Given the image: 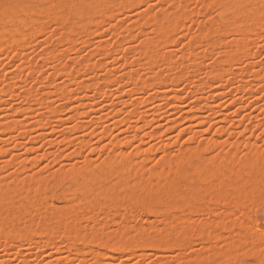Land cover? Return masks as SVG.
I'll return each mask as SVG.
<instances>
[{"label": "rangeland", "instance_id": "rangeland-1", "mask_svg": "<svg viewBox=\"0 0 264 264\" xmlns=\"http://www.w3.org/2000/svg\"><path fill=\"white\" fill-rule=\"evenodd\" d=\"M22 1L29 2L30 0H22ZM190 1H189L190 4L187 3L189 5V7L187 6L186 8L187 15L189 14V12L195 11L194 14L190 13L189 15L192 14V16L189 17L188 15V17L185 19L182 17L180 21V26L182 25L184 26L183 27L179 26L177 27L178 30L176 29L174 31L175 33L173 34L174 36L173 39L174 41H176L175 43L174 42L172 43L173 40L170 41V43L167 42L166 40L160 41L161 42V46H159L160 49L157 47L158 49L157 53L159 52L158 55L160 56L158 55L157 56L160 59H162V61L158 58V61L156 60V65L154 67H156L157 65L158 66L156 68L153 67L156 70L154 71L151 70L150 72H147L150 69L145 65L146 63L144 62L146 60V56L142 55L144 53L138 50L141 49L142 47L143 44L142 40L144 39L143 36L147 37L146 35L148 33H149L148 36L150 35L152 36V31H151L152 22H150V20H147V22L145 23L143 22L145 19L143 21L141 20L144 16H146L145 14L147 11H149V13L151 11L150 14L147 13L150 19L151 18L153 19L154 16L160 17L161 14H163V12L169 13L168 12L169 10L170 12L171 10H175L174 7L175 3L178 4L183 3V0H134L128 6H124L123 4H121V7L124 6L123 8L119 7L120 4H116L115 5L116 9L118 6V9L120 10L119 11H117L118 9L116 10L117 12L114 13L116 14L115 16L113 15L114 17H110L109 15V17H107L108 19L105 18V20L103 21L100 20L98 21V23L94 20L95 18L93 19V21H95L96 23L91 21L94 23V25L90 23V25L92 26H89V29H94L96 32L94 31V34L91 33L92 35L86 34L90 38L89 39L87 38V36H85L87 41L89 39V44H86V41H84L85 40L84 37L80 36L81 38H78L77 37L78 35L73 34L71 37L74 38L75 42L73 41L74 43L73 42H72L73 44L71 43L72 45L71 49L67 48L70 46V44L69 46L66 43L59 44V42L61 43L60 38L62 36L61 33L63 32L61 23L58 24V21L55 19V17L52 16L51 13H48V11L47 12L44 11L45 13L41 12L40 14L37 13L39 19H41V20L38 19L40 21L39 28L43 30L40 31L37 25L34 29H38L39 32L33 33L35 31L33 29L34 30L33 32L29 31L30 34L29 33L27 34L26 32L25 34L24 33L21 34V36H23V39L24 38L26 39L24 40L26 41V45L29 43L27 45L28 47L27 46L26 48L24 47L25 50L22 49L23 51L21 50L20 51L21 53H19V50H17L18 49L17 46H15L16 48H14L13 46H7L5 47V49L4 47H2L0 50V88L3 87V89H5L4 91L5 93H0V123L1 122L5 123V120L6 118L8 119V117L10 119L15 117L14 121H16L15 124L16 127H18L20 124H22L23 126V129H21L22 128L21 125L18 127V128L21 127L20 128L21 132H20L18 131L19 129L15 131L16 128L14 125V130L10 132V135L8 133L7 137H5L6 135L4 136L5 139H2V141L0 140V147L5 149L2 151L3 156H0V164L2 163L5 164L6 163L5 161H8L10 159L13 160V158H16L17 160L19 159L20 161L25 159L24 161L26 162H23V164L26 163L25 164L26 168L17 169L20 170L19 171L20 173L18 175L19 178L28 179L32 175H39V176L41 175L44 177L48 176L50 181V178H52V176L55 174L56 171L60 169L67 170L70 169L72 166H84L83 164L84 161H86L85 159L89 157H91L93 161L95 160L94 162L97 164V162L98 163L101 162L110 154L126 153V155L128 154L129 156H131L137 154V152L141 150L151 151L148 157L149 160L145 163L144 166H142L145 170L144 176H146L148 175L149 171L151 173V170L160 168L157 167L156 163L162 160L163 158H166L169 155L172 156L173 154L177 155L180 153L179 151L184 150V148L187 146L198 147L203 143H205L206 145V142L208 143L209 141L212 140L220 142L219 145H222L223 147L219 148L220 146H218L215 149L211 148V150L210 148H205L203 151V155L205 154L210 157L213 155L215 156L216 154H218V152H225L232 150V146L234 144L236 146L237 143H240L239 147L237 146L238 150L236 152L238 153L240 158H242L243 154L245 155L249 149L247 147L248 145L247 146L245 145L246 143L253 145V147L256 146V149H259L261 152H263L264 137H262L261 134L264 133V85H263L264 74L263 75L261 74L262 79L260 75L259 77L260 79L255 80L256 78L253 77L252 70H254V67L256 68L255 70H258L257 68L260 69L261 66L262 69L264 68V56L261 55V52L264 51V49L261 48V45L264 44V23L255 30L247 31L246 28L242 27V25L237 24L241 21V19L239 21L236 20L232 21L233 20V17L231 18L232 15L230 16L227 15L224 17V19L226 18V21L228 20V17H230L229 22L232 21L234 22V24L237 22L236 23L237 25L235 24V26H238L239 29L241 28V32L240 30L239 33L237 32L238 30L234 32L235 28L231 27L234 26V24L229 23L230 25H228L227 22H223L225 21L224 19H221L223 18L220 15L221 14L220 9L221 6L223 5L222 2H220L219 0H210V1L205 0L207 2H210L208 6L207 2H206L207 5L201 3L200 1L202 0H190ZM244 1L245 0H243L242 5L243 8L245 9L247 8L252 9L254 7L257 8L258 6H260L262 2L260 0H246L245 2ZM218 2L220 4L217 5ZM115 6L111 7L114 10L110 8L111 9L110 12H112V14L113 11L115 12ZM188 8L193 11H190ZM31 16L37 17L36 14L32 15V13H30V17ZM53 17L55 20L53 19ZM213 19H215V21ZM220 19L222 20V22ZM42 20L44 21L43 24H41ZM211 20H213L212 24L215 23L217 24V22L219 23L221 29L217 27L218 28L217 30H219L218 32L222 31V29L223 32H227V34L225 33L224 38L227 39L226 42L228 41V44H231L235 40H241L240 38L242 37L244 40L248 39L247 40L248 44L251 45H249L246 48V50H244V52L242 51L238 54L236 53L237 51L235 47H233L234 49L232 50L236 52L230 50L231 51L230 54L225 53L226 47L228 45L225 42H223L221 45L220 42L217 43L216 41V45H214L215 44L214 41L213 47L207 46L206 48L202 44L197 45L196 42H193L191 40V38L193 37L192 39H194L196 35L200 34L199 30L201 29V27L203 28L204 31V27L206 28L207 25H210L208 21L210 22ZM245 22L246 21L242 19L240 23L245 24ZM222 23H224V25H222ZM114 25L115 26L120 25L122 30H120L119 27V32L113 31L112 27H114ZM224 26L226 27L224 28ZM125 29H129V30L131 29V31H133L132 34L133 38L131 39L128 38V40L125 38L124 35L125 33L123 32L125 31ZM200 31L202 32V30ZM190 41L192 42L193 45L191 43L189 45ZM100 42L101 44L103 43L102 45L103 48L101 47L100 51L98 52L99 50L98 47L100 46ZM65 44L66 46H64ZM157 44L159 45L160 43L157 42ZM194 44L196 45L194 46ZM185 45L187 46L184 53L187 52L185 56L187 57L189 56L187 58L189 60L186 59L184 54L180 55L182 51H184L183 48H185ZM139 46L141 47L139 48ZM188 46L190 49L187 48ZM9 47L12 50H8ZM118 47H120L121 49H119L120 52L118 50L117 53L115 48L118 49ZM223 47L225 48V50ZM13 48L16 50H14ZM65 48L69 50L67 51V53L68 52L69 53L65 57L66 59L65 62L68 63V66L71 69L73 68L72 67L73 63L74 65H76L75 64L77 62L76 59L79 60V58L81 59L82 57H89L86 56L88 54L92 55L94 53L95 56H91V58L93 57L91 60L93 62L94 61L99 62L98 60L100 59L99 56L100 55L102 56L103 54L101 53V51H103L102 49H104L103 52H106L111 56L108 54L106 55V53L103 55V56H107L108 59L107 58L105 59L108 60V63L105 62L107 61L105 59L103 62V57H101L100 60H102V62L104 63L103 65L105 66V63H107V65L106 67H102L103 69L100 68L101 66L99 67V69L97 67V70L95 71V73H93V75L90 72L88 73V71L86 72V69L85 70L80 69L78 71L76 70L78 73L77 72L75 73L77 74H74L73 71L72 72L73 74L70 73L71 76L69 74L67 76V74L65 73L61 74L59 72V64H58L59 61L58 62L56 61L57 58L56 59L53 58L51 60V57H49V59H47L48 57L42 54L47 50L48 52L51 51L50 52L51 54L58 55L59 52L58 54H56L55 50L58 49L63 51V49ZM130 50H133V54L135 53L138 55L130 54L131 53V52L129 53ZM136 50L138 51V53L136 52ZM18 53L19 55H17ZM124 53L128 55L125 56ZM233 53L238 56L234 55ZM194 54H196L195 57L198 56L200 58V60H197L195 58L198 61V62L196 61L197 63H199L200 61L199 67L196 65L197 63L196 64L194 63L195 62V59L193 58ZM41 55H43V57ZM139 55H141L142 57L141 56L137 57ZM177 55L180 57L183 56V60L185 59L186 62L183 63L182 65L184 66L187 65L188 68L190 69L188 68L185 69V67L180 65L185 60L181 61L180 58L178 59ZM231 55L232 56L234 55V57L237 58L236 59L237 61L236 60H234V62L231 61L232 63L230 62V65L233 64V70L235 69L236 72L238 73L236 72L233 73L235 74V75L232 74L233 76L231 74L226 75L228 76L227 80L225 79L226 76L225 77L223 76V77H219L220 80H218V82L217 79L213 81L212 79L213 74L211 75V72H215L214 69H216L218 65L217 60L219 61L225 60L226 57L230 58ZM167 56L168 57L171 56L175 60L178 59V61L180 60L178 62L180 68L183 67L185 71L183 70V68L180 69L178 67V69L176 68L174 72H170L171 68H169L168 66L166 68L165 67L166 65H163L162 63L163 59L164 61L166 59L162 57H167ZM156 58L157 57L155 56V59ZM143 63L145 66L143 65ZM164 64H166V62H164ZM194 64L198 67V69ZM36 65L38 66V68L41 67L42 70L41 68H39L40 71L39 70L36 71L34 69L30 70L31 66H34L35 68ZM230 65L229 68L232 69ZM252 66L253 68H251ZM193 68L197 69L198 72H196V70ZM250 68H251L250 70L251 72H249ZM179 69L181 71L183 70L184 72L190 70L189 71L190 74L189 72L186 73L191 77L187 76L186 73H184L183 71H182V76L180 77L179 74L181 72L179 73V71H177ZM233 70L231 71L233 72ZM41 71L43 72L41 73ZM240 71L242 72L243 75V77L241 78H239L241 75ZM57 72L59 74H57ZM153 72L155 74H153ZM263 72L261 71V73ZM39 73H41V75ZM174 73L177 74L174 75ZM193 73H195L194 78H193L194 76ZM132 74L136 76H132ZM142 74L146 79L150 77L152 79V77H155L156 74H158L157 76L160 75L162 78L163 77L166 78L165 76L169 77L170 75H172L170 77L174 76V80H176L177 78L176 76L179 75L180 81L179 79H177V81H174L172 79L174 81L173 82L171 81V79H169L170 78L169 77L167 78V80L168 81L170 80L169 82L171 84L168 82V84L166 83L164 87H162L163 85L158 84L161 86L160 87L157 86L156 84L154 85L156 80L155 81L153 80V82L151 81L152 83H149L150 87L149 84L147 85L148 83L147 82L145 84L146 85L145 87L147 88H143L144 87L143 82H141L140 80L138 81L139 78H137V75H139L142 79H145L144 77L141 76ZM151 74H153L154 76H152ZM130 75L132 76V78L133 77L137 78V81L135 82L134 79L132 80L130 78ZM197 75L198 77L196 78ZM230 75L232 78L230 77ZM184 76H186L187 78L186 77L184 78ZM237 76L239 77L237 78ZM49 77H51V79L53 80L52 82H49L48 80ZM46 78H48L47 79L48 81H46ZM224 79L226 81H224ZM230 79L232 81L231 83H229ZM192 80L193 82H191ZM8 82L11 85H8L9 84ZM12 82H14L15 84ZM82 82L88 83L89 86L86 84L87 87H84ZM203 82H204V87L203 86L200 87L202 89L204 88L203 90H205L206 88V90L205 91L202 90V92H200L201 89L197 85H202ZM225 82H227L228 85ZM93 83H96L95 85L99 86V88L97 86H93L94 85ZM133 83L137 86L138 84L143 86L141 87V89L138 88L142 90V91L140 90L138 91L140 93H137L138 90L137 86L135 87ZM175 83H179V84H175ZM205 83H207V85ZM249 84L251 85L249 86ZM140 85L138 87H140ZM246 85L249 87H247ZM57 86H61L69 90L71 92L70 98L56 96L54 92ZM251 86L253 88H251ZM240 88L241 89L247 88V89L241 90ZM133 89H135L136 92ZM195 89H196V93L198 92V90L199 93H197V95L196 93L193 95L191 94L192 96L189 95L190 92L195 91ZM131 90L134 91L135 93L132 92ZM208 90H210L211 92L209 93ZM215 91L216 93H214ZM26 92L27 93L30 92L28 94L30 96L27 97L28 100L22 97V95H25ZM203 92H206L207 97ZM178 93H181L182 95ZM210 94L213 95V98H211L212 95ZM159 95L160 97H162L161 95H163L166 96L167 98L165 97V99L163 98L160 99L159 97H157ZM174 95H177L180 100L177 99V97H175ZM194 95L195 97L193 98ZM198 95L199 96L202 95V99L197 98ZM171 96L172 97L174 96L175 98L174 97L168 98ZM151 97L155 99L153 101H150ZM204 97L207 99H205ZM147 98L150 99L147 100L149 102L148 104L146 103L145 105L142 103L143 102L142 100H146ZM172 99H174L173 100L174 102L172 101ZM240 99L242 100L241 103L239 102L240 103L239 104L238 101H240ZM51 100H53L52 106L54 105L53 106L54 108H58L61 110L59 112L60 115L56 113V115H53L52 117V115L50 116V114L47 113L48 112L47 108H43L44 106H46L45 104L46 103L48 104L49 102H51ZM135 101L136 104L139 102L136 105L137 107L133 105L135 104L134 103ZM43 103L44 106L43 105L41 106V104ZM141 103L143 105H141ZM210 104L214 106H211ZM209 105L213 107L214 112L213 111L209 112V108H208ZM132 106L135 109L132 108ZM198 106L199 109L201 108V106L203 107L207 106V108L204 107L205 109H203L202 107V112H199L200 110L198 109ZM160 107L161 109H159L160 110L159 111L158 108ZM136 108H138V110ZM15 109H17V111ZM18 109L19 111L21 110V112H18ZM24 109H27V111ZM28 109H31L30 112L32 111V109L34 110L32 111V113H30L28 112ZM196 109H198L199 111H196ZM13 110H15L16 113L15 111L11 112ZM121 110L122 112H120ZM130 110L131 111L137 110L138 113L137 112L135 113L138 114V117L139 118L141 116H142L141 118L147 117L146 120L143 119L142 121L141 118H140L141 120H139V118L136 117L137 115L134 112L132 113L129 112ZM164 110L166 113H164ZM236 110H238L239 113L236 114L235 113ZM157 111H159V114L160 112L162 113L163 111L164 116L163 115L161 116L160 114L161 117H158V115H156L158 114ZM10 112L14 114H11ZM40 112H42L43 115ZM115 112L118 114H116ZM192 112L199 113L198 115L199 118L201 114L203 115L201 116V118H203L204 116L208 117L212 115V117L210 116L208 118H210V120L212 118L211 120L212 123L214 121L215 122L218 121L217 123L215 122L214 123L217 124L219 127L217 125L215 126V124L213 126L209 124L210 120L209 123H205L206 125L203 124L204 126L202 125L201 122H200L201 124H199V120L201 121L202 119L200 118L198 120L197 119L198 117L196 118L195 116H194V118H196L195 120H193L194 118L191 119ZM7 113H9V115H12L13 117L12 116L10 117ZM133 113L134 116L131 115ZM197 113L194 114L197 115ZM37 114H39L38 115L39 117L40 115H42V117L39 118ZM142 114L146 116H143ZM226 114L227 116H229V118L232 121L230 120L231 123H228L227 124L228 126L226 125V127L223 128V129L226 128L223 131V129L220 128L221 127L220 125L222 124L221 120H223ZM129 115H131V117H129ZM124 116H127V118L131 120L128 121L124 120V118L127 119ZM100 118H103V122H101ZM122 120L125 122H123ZM41 121L43 123V126H41ZM63 122L65 123L62 124ZM38 124L40 125V127ZM2 125L3 124H1L0 126ZM24 125L29 128L28 129L26 128L27 130H25ZM210 125L213 128L209 129ZM217 128L220 129L218 130L219 132H217ZM152 133H154L153 136H151ZM192 135H196L195 138L193 137L191 139ZM119 141L120 143L117 144V142ZM79 142H82L83 145H80L81 143L79 144ZM207 156L206 158H208ZM34 157L38 158L39 160L36 159L38 160L37 164L36 161H33L34 162L33 165L32 159H35ZM143 158H144L143 156H139V161ZM4 164H2V166H4ZM13 166L14 165H12L11 166L12 168L10 167L8 171L3 172V175L6 177L5 179H7L8 182L10 181L9 179L11 177L7 175H9L11 172L16 170V166L15 168ZM165 170H167V168ZM150 177L147 178L152 180L147 182V180L144 179L145 180L144 183L152 182L151 184H154L157 178L155 179L154 177L153 178ZM117 178L118 177L110 178L109 179L110 183L109 180H107V182L105 183L106 186L109 187L113 185L112 179H115L113 181H115V183L116 182L118 183L119 180ZM214 178L215 177H213V179ZM209 179L210 180L206 179L205 180L206 182L203 181L204 185L206 184L207 187L211 182L218 181L216 178H215L216 180H213L211 178ZM132 180L133 179L130 180V183L133 184L135 180L133 181ZM212 184L213 186L216 185L214 183H211L209 187H211ZM213 186L211 188H213ZM60 190L61 188H58L57 190H52L51 192L49 191L47 192L46 196L49 197L51 195V197H49V199H46V201L49 203L44 204L46 206L48 204L47 207L44 205L42 206L44 209L50 211L51 209H49L48 207H53L52 208L53 210H57V208L59 209V207H64L65 205H67V201H65L63 198H61L58 195ZM217 202L215 200L210 202L211 207L213 205L212 209H214V211L216 212V213L214 212L215 214H213L212 211L209 212V210L212 209H206V210L198 209L199 211L195 210L194 211L195 213L193 212L194 215H192L193 214L192 212L190 213L192 217V221H191L190 220L191 217L189 216V214L184 213L185 215L184 214L182 215L181 211H177L174 213L175 216L173 214L172 219L173 221L177 222L176 220H174L176 219L174 217L177 218L179 217L180 219L181 217L183 219L190 218L189 221H191L190 223L194 227L199 226V228L202 229L207 227L213 228L218 224V223L215 224L214 221L219 220V216L220 215L221 217L222 215L224 216V214L222 213L228 211L224 206V204H222V202L219 201ZM123 203L126 205L124 206L122 202H121L122 206L121 204L120 205L117 204V202H114V205L112 203L111 205L113 206H110L109 209L111 208L113 209L108 210L105 213L108 217H106V215L104 216L101 214V209L99 207L94 210V213L92 215L94 216L93 220L96 221V222L92 221L94 227L97 226L99 227L102 225L103 226L102 234L106 229V232H104L103 235L108 236L106 237L108 238L107 241L108 245L106 243L100 245V243H95V241H93L92 243V239L89 238L87 243H92V244L89 245L84 243L85 246L83 247V250H85L86 251L85 252L82 250L83 244H80L79 248L75 247L70 249L71 240L70 242H68L69 238L68 237L65 238V236H62L61 238H59V241L58 240L56 241V243L58 242L57 244L58 246H56V248L55 247L50 248L47 247L48 235L46 234L38 235L36 234V232L31 231V233L28 234V238L23 239L22 237H20L19 234L16 233L15 235L12 233L0 232V264H211L212 260H213L212 264H244V263L253 264V262L257 264L258 260L256 259V257H253V255L249 254L250 250L248 246H247L248 249L247 247H245L246 248L245 251L248 250V252L245 253L244 251L243 257L233 258V257L225 256V251H227L226 249L224 251V248H226L227 246L225 244L229 242L230 245L232 241H236L237 239H239L241 234L240 232L237 233L238 231L235 232L237 233L235 234L232 231L233 229L219 228L220 229L219 230L217 228V234L226 233L230 237H232L234 234L236 235L235 237L233 236L234 240L228 241L227 238H225V240L223 239L224 236L226 235L221 234L220 236L222 242L220 240L218 241L220 237L219 235H217L219 237L218 239H216L218 241L217 243L215 240L213 241V238H211L212 241H210L207 235L198 234V232L193 233L190 236L189 241L184 240L181 237L169 240L164 235V231L166 229L165 218H164L166 216L164 213H159L160 214L159 215L158 213H155L149 208H147L145 205L144 206L137 205L132 208V206H130L127 202H123ZM251 204L253 206L252 211L254 210L253 211L254 214L252 213V211L251 213L249 212L251 214V217L249 214L248 221L246 220L247 218H240L241 217L240 213H236V211L235 214L238 215L236 216L233 214V216H230L231 218L230 221L234 223L235 222L239 223L240 221H237V219L240 218L242 219V222L244 220L242 224L243 226L245 225L246 222H247L246 223L247 226L248 224L252 226L254 224L253 222L256 221L255 224L257 225V227H259L258 225L260 223V218L264 217V211H262L260 208L262 202L261 201L259 202V199H254ZM128 205L130 208H127ZM128 209H132V211ZM225 209L227 211H225ZM130 212H132L133 215ZM161 214H163L164 217ZM186 215L189 216V218L183 217ZM125 217L126 219L128 218L129 219L125 221ZM253 218L255 219V221L250 220ZM80 219H82V221L79 222V224H81L80 226L82 227L85 226L88 228L92 227L91 225L92 223H90L92 218L89 219L90 221L88 220V222L84 225H83L84 223L83 216ZM180 219L178 221H180ZM222 219L220 218V221ZM210 220L212 221V223ZM207 221H209L208 222L209 226L206 224V227L205 226L201 227V224L203 225L207 223ZM196 222L198 223L197 226L193 225ZM227 223L231 226H234V224L232 225L231 222L227 221ZM126 224L129 226L126 227L131 230L130 232L128 229V232L130 233L129 235H132V237L137 236L136 234L138 233L139 229L145 228L149 230L151 235L154 237V244L140 245L138 243L139 244L138 245L135 243L137 246L133 244L132 248L134 246L135 248L130 249L131 251L130 250L128 252L122 251L123 253L121 251L120 252L112 251L111 244L116 240L121 230V226L123 227ZM236 227L237 226L235 225L234 227L235 231L237 229ZM85 229L87 232L85 231ZM228 229L230 230L229 233H227L229 231ZM256 229L257 228L251 231H256V233H260L258 231L259 230L261 231V229L260 228H258L259 230ZM89 230H91V232H93V230L96 231V229H93V227L92 229ZM98 230L101 231L100 227ZM83 231L88 235H90L87 228H84ZM232 233L234 234L232 235ZM133 234H135V236H133ZM217 236L215 238H217ZM249 236L250 235H247L248 244H250L251 241V240L249 241L250 238ZM7 241L9 243H7ZM223 241L224 242L227 241V242L224 243ZM262 241L263 242L261 243L264 244V240ZM218 247L219 250L217 249ZM262 248L264 249V246H262ZM220 249H223L221 250V252L224 255L219 257L218 255H221V253L219 252Z\"/></svg>", "mask_w": 264, "mask_h": 264}, {"label": "bare ground", "instance_id": "bare-ground-1", "mask_svg": "<svg viewBox=\"0 0 264 264\" xmlns=\"http://www.w3.org/2000/svg\"><path fill=\"white\" fill-rule=\"evenodd\" d=\"M132 1H134V0H30L29 2H24L22 0H0V50L2 47H4V49H5V47H7V46H13L14 48H16L15 46H17L18 47L17 50H19V53H21L20 51L22 49H24V47L26 48V46L29 44L28 43L26 45V41H24L26 39L25 38L23 39V36H21V34L22 33L25 34V32L28 34L29 31L33 32L34 30L35 31L33 33L39 32V30H38V29H40L39 28V26H40L39 20H41V19H39L37 13L40 14L41 12H44V11L45 12L48 11V13H51L52 16H54L55 19L58 21V24L61 23V25H62L61 27L63 29V30L62 29L61 30L63 32L61 33L62 36L60 38L61 43L59 42L60 40L58 42H59V44L66 43V44H68V46L70 44V46L67 48L71 49V46H72L71 43L74 41V38L71 37L73 34L78 35L77 36L78 38H81L80 36L85 38V36H87L91 33L94 34L95 30L89 29V26L94 25V23H96V22L98 23V21H100V20H102V21L105 20V18L109 17V15H110V17H114L116 15L114 13H116L117 11L120 10V9H118V6H117L118 10L116 9V6H115L116 4H120L119 7L123 8L124 6L130 5V3ZM184 1H186V2H184ZM189 1L183 0V3H180V2H179L180 4L175 3V6H174L175 10H171V12L169 10L168 11L169 13H167L165 11L166 13L163 12V14H161L160 17L154 16L153 19L152 18L150 19V17H148L147 13H149V11H147L145 14L146 16H144L142 18V20L140 19L141 21H143L145 19L146 21L145 20L143 21L145 23L147 22V20H150V22H152V24L150 23L152 25V28H151L152 29L151 30L152 36L151 35L148 36L149 33L146 35L147 37L143 36L144 39L142 40V43H143L142 47L139 46V48L141 47V49L138 50V51H141L142 53H144L142 55L146 56V60L144 62L146 63L145 65L150 69L148 71L146 70L147 72H150L151 70H153V71L156 70L154 68H156L158 66L157 65L156 67H154L156 65V60L158 61V58H159L158 56H160V55H158L159 52L157 53V51H158L157 47L160 49L159 46H161L160 41L166 40L167 42L170 43V41L173 40L172 43L173 42L175 43L176 41H174V39H173L174 38L173 34L175 33L174 31L176 29L178 30L177 27L180 26V21H181L182 17L185 19L188 17V15L190 13L194 14L195 11L188 8L190 11H193V12H189V10H188L189 14L187 15V11H186L187 9L186 8H187V6L189 7V5H188V4H190ZM202 1H200V2L204 3V5H207V3H208V6H209L210 2H207L205 0L203 2ZM219 1L222 2V4H223L222 6L224 7L223 8L221 6V9H220V12H221L220 15H221V17H223L221 19H224V17L227 15L228 16L232 15L231 16V18L233 17L232 21H235V20L239 21L240 19L242 21V19H244V21H246L245 24L240 23L241 21L239 23H237V22L236 23L239 25H242V27L246 28L247 31L255 30L260 25H262L264 23V0H260V1H262L260 6H258L257 8L254 7L252 9L243 8V5H242L243 0H219ZM211 2H213V1H211ZM121 4H123L124 6L122 5L123 7H121ZM218 4H220V3L218 2L217 5ZM112 6H115V12L113 11V14H112V12H110V10L113 9V8H111ZM30 13H32V15L36 14L37 17L36 16L30 17ZM110 13L112 14V16ZM150 13H151V11H150ZM192 14L189 15V17L192 16ZM54 17H53V19H54ZM229 18L230 17H228L227 21L225 18L224 19L225 21H223V22H227L228 25H230L232 23L234 24V22H232V21L229 22ZM93 19L96 22L93 21ZM109 19H111V18H109ZM213 20L215 21V19H213ZM213 20H211L210 22L208 21V23H210V25H207V26L205 25L206 28L204 27V31H203V28L201 27L200 30H202V32L199 30L200 34L198 33L199 35H196V37L194 36L195 37L194 39H192L193 38L192 37L191 40L193 42H196L197 45H199V44L204 45L205 48L207 46L213 47L214 41H215L214 45H216V41H217V43L220 42L221 45L223 42L228 44V41L226 42L227 39L224 38L225 33L227 34V32H223V29H222V31L218 32L219 30H217V29L220 28V25L218 22H217V24L216 23L212 24ZM91 21H93L94 23ZM43 22L44 21L42 20L41 24H43ZM221 22H222V20H221ZM90 23L92 25H90ZM181 24H183V23H181ZM235 24H234V26H231V27L235 28L234 32L236 30H238L237 31L238 33H239V30L241 32V28L239 29V27L235 26ZM37 25H38V29H34ZM222 25H224V23H222ZM183 26L184 25H182L180 27H183ZM119 27H120V25L119 26L114 25V27H112L113 31L119 32ZM225 27L226 26H224V28ZM42 30L40 29V31H42ZM120 30H122L121 27H120ZM123 32L125 33L124 35H125V38L127 40H128V38L129 39L133 38L132 37L133 31H131V29L130 30L125 29V31H123ZM87 38H89V37L87 36ZM89 39L87 41V39L85 38L84 41H86V44H89ZM240 39L241 40H235L231 44H228L226 47V50L223 47L225 50V53L230 54L231 53L230 50L234 49L233 47H235L237 52L234 50H232V51H234L238 54L242 51L244 52V50H246V48L249 45H251V44H248L247 38H246L247 40H244L242 37ZM82 42H83V40H82ZM101 42H100V46L98 47L99 50L97 49L98 52L100 51L101 47L103 48V46H102L103 43L101 44ZM157 42H159L160 44L158 45ZM197 42H200V43H197ZM190 43L192 44L191 41L189 42V45H190ZM66 44L64 46H66ZM187 44H188V42H187ZM196 44H194V46ZM186 46L187 45H185V48H183L184 51H182V53L180 55L184 54V56H185V54L187 53V52L184 53L186 50ZM120 47H118V49L115 48L116 52L119 49H121ZM187 48L190 49L189 46ZM65 49H63V51L56 49L55 53L58 54V52H59L58 55L51 54L50 53L51 51L48 52L47 50L45 52H43L42 54L47 56L48 57L47 59H49V57H51V60L53 58H55V59L57 58L58 60L56 59V61L60 62V63L58 62L59 72L61 74L65 73V74H67V76H68V74L70 75V73H72L73 71H74L73 72L74 74H77L78 73L77 71L80 69H84V70L86 69V72L88 71V73L90 72L93 75V73H95V71L97 70V67H98V69L100 66H101L100 68L106 67V65L108 63L107 56H103L106 52H103L104 49H102L103 50V51H101V53H103L102 56L101 55L99 56L100 53L98 54V56L100 57V59H101V57H103V62H104V59L107 58V59H105V60H107V61H105V62H107V63H105V66L103 65L104 63L100 59H98L100 63L95 62V61L93 62L91 60L93 58V57L91 58V56H95V54L93 53L92 55L91 54L86 55L89 57H82L81 59L79 58V60L76 59V61H77L75 63L76 65H74V63H73V66H72L73 68L71 69L68 66V63L65 62V60H66L65 57L69 53V52L67 53V51H69V50L66 49V51H65ZM188 49H187V51H188ZM8 50H12V49H10V47H9ZM14 50H16V49H14ZM138 51L136 50L137 53H138ZM119 52H120V50H119ZM125 52H127V51H125ZM19 53L17 55H19ZM52 53H54V52H52ZM121 53H122V51H121ZM129 53L133 54V50H130ZM107 54L108 53H106V55ZM43 55H41V56L43 57ZM108 55H110V54H108ZM124 55L127 56L128 54L126 55L124 53ZM135 55H138V54H135ZM190 55H192V54H190ZM234 55H236V54H234ZM234 55L233 56L231 55L230 58L226 57L225 60H220V61L217 60V62H218V63L216 62L218 64L217 68L213 67V68H216V69H214L215 72H211V75L213 74V77H212L213 81L217 79V82H218V80H220L219 77H223V76L225 77L226 75H229V74L232 75L233 73L236 72L235 69L233 70V64H231L232 66L230 65L231 61L234 62V60L237 59L236 57H234ZM140 56L141 55H139L137 57H140ZM155 56L157 57L156 59H155ZM195 56H196V54L193 55L194 59L196 58L197 60H200V58L198 56L197 57L199 59ZM236 56H238V55H236ZM177 57H178V59L180 58L181 61L183 60V56L180 57L177 55ZM185 57L187 59L189 56L188 57L185 56ZM239 57H240V55H239ZM162 58H166L165 61L163 59V62H162L163 65H166L165 66L166 68L168 66L169 68H171V70H173V71L170 70V72H174V70L176 68L178 69V67L180 68V65L185 67V69L188 68L187 65H186L187 67L182 65L183 63L186 62L185 59H184L185 61L183 60L184 62H182L179 65L178 62L180 60L178 61V59H176L177 60L176 61L171 56L162 57ZM138 59H140V58H138ZM196 59L194 62L195 64L198 62ZM222 59H224V58H222ZM160 60L162 61V59H160ZM187 60H189V59H187ZM191 60H193V59H191ZM164 62H166V64H164ZM157 63H159V62H157ZM199 63H200V61H199ZM199 63L196 64L198 67H199ZM143 65H144V63H143ZM229 65L232 69L229 68ZM253 66L251 68H253ZM257 66H259V65H257ZM183 67H181L180 69H182ZM198 67H197V69H198ZM261 67H260V69L257 68L258 70H255L256 68L254 67V70H252V75H253V77L256 78V79L254 78L255 80H257V79L259 80L260 75L264 74V72H263L264 68L262 69ZM35 68H38V66L36 65ZM35 68H34V66H31L30 70L34 69L37 71L41 67H39L38 69H35ZM151 68H153V69H151ZM251 68L249 69V72H251L250 71ZM180 69L177 71H179V73L181 72L179 74L181 77L182 71L183 70L185 71V69L183 68L182 71ZM188 69H190V68H188ZM193 69H195V68H193ZM197 69H195L196 72H198ZM41 70H42V68H41ZM231 70H233V72ZM189 71L187 70L186 72L188 73ZM261 71L263 73H261ZM42 72L43 71H41V73ZM75 72H77V73H75ZM186 72H184V73H186ZM41 73H39V74L41 75ZM187 73H186V75H187ZM195 73H193L194 74L193 78L195 77ZM236 73H238V72H236ZM57 74H59V73L57 72ZM153 74H155V73L153 72ZM153 74H151V75L154 76ZM176 74L177 73H174V75H176ZM189 74H190V72H189ZM191 74H192V72H191ZM157 75L158 74H156L155 77H152V79H151V77L146 79L143 74L141 76L144 77L145 79H142L139 75H137V78H139L138 81L140 80L141 82H143L144 87L140 84H138V86L140 85V87H138L137 85L134 84L137 81V78H135V77L132 78V76H136V75L132 74V76L130 75V78L132 80L133 79L135 80L133 85L135 87L137 86V89L138 88L141 89V87L147 88V87H145L146 86L145 84L148 82L147 83V85H148L149 83H152L153 80L154 81L156 80V82H157V83L155 82L154 85L156 84L157 86H160L158 84H161V85H163L162 87H164V85H166V83L168 84V82L170 81V80L168 81L167 78L172 76V75H170L169 77L165 76L166 78H164V77L162 78L160 75H159L160 77ZM179 75L176 76L177 78L175 77L176 80H174V76L170 77L169 79H171V81H173V80L177 81V79H179V81H180ZM231 75H230V77H231ZM233 75H235V74H233ZM262 75H261V79H262ZM187 76L191 77L190 75H187ZM147 77H149V76H147ZM185 77L186 76H184V78ZM197 77H198V75L196 76V78ZM227 77L228 76H226V78H225L226 80H227ZM238 77L239 76H237V78ZM241 77H243L242 72H241V75L239 78H241ZM234 78H236V77H234ZM234 78H233V80H234ZM47 79L48 78H46V81H48V80H49V82L53 81L51 79V77H49L48 80ZM225 79H224V81H226ZM12 81H14V80H12ZM224 81H222V82H224ZM229 81H228L229 83L232 82L231 79ZM191 82H193V80ZM12 83H14V82H12ZM207 83H205V84L207 85ZM225 83L228 85L227 82H225ZM82 84L84 85V87H87L86 84L89 86L88 83L82 82ZM93 84H94L93 86H97V85H95L96 83H93ZM175 84H179V83H175ZM209 84H210V82H209ZM8 85H11V84L9 83ZM250 85L251 84H249V86ZM151 86H153V85H151ZM197 86H199V87L203 86L204 87V82L202 85H197ZM249 86H247V87H249ZM97 87L99 88V86H97ZM149 87H150V84H149ZM243 88L242 89L240 88V89L241 90L247 89V88H245V89H243ZM251 88H253V87L251 86ZM135 89H133V90H135ZM140 89L137 90V93H140V92H138ZM200 89H201L200 92H202V90L204 88L202 89L200 87ZM205 90H206V88H205ZM205 90H203V91H205ZM4 91H5V89H3V87L0 88V93H5ZM140 91H142V90H140ZM208 91H209V93L211 92L210 90H208ZM132 92H134V91H132ZM135 92H136V90H135ZM26 93H25V95H22V97L26 98V100H28L27 97L30 96V95H28L30 92H28L27 94ZM195 93H196V89H195V91L190 92L189 95H191V94L193 95ZM197 93H199V90ZM197 93H196V95H197ZM203 93H205V95L207 97L206 92H203ZM214 93H216V91ZM54 94L56 96H62V97H66V98H70V96H71V92L69 90H67L66 88H63L61 86H57L55 88ZM178 94H181V93H178ZM177 95H174V96L177 97V99H179V97ZM210 95H212V94H210ZM161 96L162 97H160V95H159L157 97H159L160 99H162V98L165 99V97H166L163 95H161ZM198 96H197V98L202 99V95H200L201 97L200 96L198 97ZM203 96H204V94H203ZM173 97L171 96L168 98H173ZM194 97H195V95L193 96V98ZM181 98H182V96H181ZM211 98H213V95L211 96ZM148 99H150V98H147L146 100H142L143 101L142 103L145 105H146V103L148 104V102H149V101H147ZM154 99L151 97L150 101H153ZM205 99H207V98H205ZM173 100L174 99H172V101ZM241 100L242 99H240V101H238V103L239 102L241 103ZM144 101H145V103H144ZM172 101H171V103H172ZM52 103H53V100H51V102H49L48 104L46 103L45 104L46 106H44V103L41 104V106L43 105L44 106L43 108H47V111H48L47 113L50 114V116L52 115V117H53V115H56V113L59 114V112L61 110L58 108H54L53 107L54 105L52 106ZM134 103L135 104H133V105L136 106L139 102L136 104V101H135ZM142 103H141V105H143ZM130 104H132V103H130ZM210 105L208 107L209 112L214 110L213 107H211L214 105H211V106ZM138 107H140V106H138ZM202 107L203 106H201V108L199 109V106H198V109L200 111L198 109H196V111L202 112ZM204 107L207 108V106H204ZM204 107H203V109H205ZM132 108H134V107L132 106ZM34 109H32V111ZM136 109L138 110V108H136ZM159 109H161V107L158 108V110ZM162 109H163V107H162ZM15 110L17 111V109H15ZM15 110H13L11 112H14ZM24 110L27 111V109H24ZM30 110L31 109H28V112H30ZM137 110L136 111L130 110L129 112L135 113V112H137ZM191 110H192V108H191ZM16 111H15V113H16ZM32 111L30 113H32ZM159 111H157L158 114H156V113L155 114L158 115V117H161L163 115V111H162V113L160 112L161 116L159 114ZM18 112H21V110L19 111V109H18ZM120 112H122V110ZM34 113H35V111H34ZM40 113L42 114V112H40ZM115 113H114V116H115ZM118 113H116V114H118ZM134 113L131 115L134 116ZM137 113H135L137 115V116L136 115L135 116L137 118H139ZM164 113H166L165 110H164ZM194 113H197V112H192V116H191L192 118L190 117L191 119H193L195 116L196 118L198 117L197 119L199 120L201 118V116H203L200 113L201 116L199 118V116H198L199 113H197V115H195ZM235 113L236 114L239 113L238 110H236ZM7 114L9 115V113H7ZM11 114H14V113H11ZM38 115L39 114H37V116ZM42 115H40V117H42ZM131 115H129V117H131ZM9 116L11 117L12 115H9ZM127 116H124V117L127 118ZM133 116H132V118H133ZM143 116H146V115H143ZM210 116L212 117V115H210ZM210 116H208V117H210ZM208 117L204 116L203 118H201L202 120L201 121L199 120V124L202 123V125H203L205 123H209L210 118H208ZM111 118H112V116H111ZM140 118H139V120L142 119V121H143V119L146 120L147 117L141 118V119ZM196 118H194L193 120H195ZM8 119H10V118L8 117ZM8 119L6 118L7 121L5 120V123H3V122L0 123V125L3 124L2 126H0V140L1 141H2V139H5V137H7L8 133L10 135V132H12V130H14V125L16 124V121H14L15 117L12 118L13 120L12 119L8 120ZM98 119H99V117H98ZM100 120H101V122H103V118H100ZM124 120L128 121L131 119H129V118L125 119L124 118ZM139 120H137V121H139ZM211 120H212V118H211ZM211 120H210L209 124H211L212 126L218 122V121L217 122L214 121L215 123L214 122L212 123ZM230 120L231 119L226 114V116L223 118V120H221L222 124L221 123H220L221 125L219 124L221 126L220 128L223 129L224 127H226V125L228 123H231ZM96 122H97V119H96ZM123 122H125V121H123ZM64 123L65 122H63L62 124H64ZM20 125L22 127V128L21 127L20 128L23 129L22 124H20ZM211 125H210V128L208 127L209 129L213 128V127H211ZM216 125L217 124H215V126ZM41 126H43L42 121H41ZM230 126H231V124H230ZM18 127H16V125H15V128H16L15 131L18 129H19L18 131L21 130ZM24 127H25V130H27L29 128L25 125H24ZM39 127H40V125H39ZM35 128H37V127H35ZM225 129H223V131ZM218 130H220V129L217 128V132H219ZM25 134H26V132H25ZM155 134H157V133H155ZM153 135H154V133H152L151 136H153ZM195 136L196 135H192L191 139L193 137L195 138ZM82 142H79V144L81 143L80 145H83L84 142L83 143ZM118 143H120V141L117 142V144ZM219 143L220 142L212 140V141H209L208 143L206 142V145H205V143H203V144L199 145L198 147L187 146L184 148V150L179 151L180 152L179 154H177V155L173 154L172 156L169 155L166 158H163L162 160L158 161L156 163V165H157V167H160L161 169L159 168L160 169L159 170L158 168H156L154 170H151V173L149 171L151 177L149 176V173H148V175L144 176L145 170L142 167L149 160L148 157H149L151 151H148V150H141V151L137 152V154H134L131 156H129L128 154L126 155V153L110 154L101 162H99V163L97 162V164L94 162L95 160L93 161L92 158L89 157V158H87L88 160L85 159L86 161H84V164H83L84 166H72L70 169H67V170L60 169V170L56 171L54 175L52 174L53 176L51 175L52 178H50V181H49L48 176L44 177L41 175L40 176L39 175H32L28 179L19 178L18 175L20 173L19 172L20 170H17V169L18 168H26V165H25L26 163L23 164V162H26V161H24L25 159H23L21 161L18 159L19 160L18 161L16 158H13V160L10 159L11 161L10 160L5 161L6 162L5 164L2 163V164H4V166H2V164H0L2 166V167L0 166V232L12 233V234L16 233V234H19L20 237H22L23 239H27L28 234H30L31 231L36 232V234H38V235L39 234H46V235H48V237H47L48 238V240H47L48 246L47 247H50V248H53V247L56 248V246H58L57 245L58 242L56 243V241L57 240L59 241V238H61L62 236H65V238L68 237L69 238L68 242H70V240H71L70 249L75 248V247L79 248L80 244H83L82 245V250H83V247L85 246V244L90 245L93 243V241H95V243H100V245L105 244V243L108 245V242H107L108 238H106L108 236L103 235L104 232H106V229L102 234L103 226L102 225L99 226L101 229V231H99L98 230L99 227L97 225H96L97 227H94V225L92 223V221L93 222L95 221V220H93L94 216H92L94 213V210L99 207L101 209V214L105 216L106 215L105 213L108 210L113 209V208H111V209H109V208H110V206L114 205V202H117V204H119V205L122 202V204L124 206L126 204H124L123 202H127L130 206H132V208L134 206H137V205H143V206L145 205L147 208H149L150 210H152L155 213H158V214L164 213L166 217H164V215L161 214L165 218L166 229L164 231V235L169 240L181 237L182 239L189 241L190 236L193 233L198 232V234L207 235V237H209L210 241H212L211 238H213V241L215 240L217 243L219 240L222 242L220 235L224 234V233H221V234L218 233L217 234V228L218 229L219 228L233 229L232 231L234 233L238 231L237 233L240 232L241 236L239 235L240 238L239 239L236 238L237 239L236 241H232V240H234L233 236L235 237L236 236L235 234H237V233H235V234L232 233V235L234 234L233 236L230 234L232 237L228 236V234H226V233L224 234L226 236L223 235L224 238L222 236V238L224 240H225V238H227L228 241H232V243L230 245H229V242L226 243L227 241L226 242L223 241L224 243H226L225 245L229 246V247L226 246V248H224V251H225V249L227 250V251H225V256L226 257H233V258L234 257H243L244 251L246 250L245 247L248 246L249 250H250L249 254L253 255V257H256V259L258 260L257 264H259V261L262 258H264V249L262 248V246H264V244L261 243V242H263L262 240H264V239H263V237H261L260 233H256V231H251V230H254L255 228H252V226L250 224H248V226H247V224H246L247 222L245 223L246 226L245 225L243 226L242 224H243L244 220L242 222V219H240V218H247L246 220L248 221V219H249L248 216L251 213L252 207H253L251 203L253 202L254 199H259V202L260 201L262 202L260 208L262 211H264V151L261 152L259 149H256V146L253 147V145L246 143L245 145L246 146L248 145L247 147L249 149H248L247 153L245 155L243 154V157L240 158L238 153H236L238 150L237 148L239 147V144H240V143H237L236 146H235V144L232 146V150L225 151V152H218V154H216L215 156L213 155L211 157L207 156L205 154H204L205 156L203 155V151L205 148H210V150H211V148L215 149L218 146H220L219 148H222L223 146L219 145ZM221 144H223V143H221ZM3 150H5V149L0 147V156H3V154H2ZM207 150H209V149H207ZM205 153H206V151H205ZM236 154L239 158L236 156ZM139 156H143L144 158L139 161ZM206 156L208 158H206ZM36 159H38V158L32 159V162L36 161V164H37L39 159L38 160H36ZM32 164L34 165V162ZM12 165H14L13 166L14 168L16 166V170H14L9 175H7V176L11 177L9 179L10 181L12 179V181L10 183V181L8 182V180L5 179L6 177L3 175V172L8 171ZM166 168H167V170H165ZM112 177L113 178L118 177L117 179L119 180V182L115 183V181H113L115 179H112L113 185L109 186V183H110L109 179ZM147 177H150V178L154 177L155 179L157 178V180L155 181L156 184H155V182H154V184H151L152 182L147 183L148 181L152 180V179H148ZM213 177H215L218 181L217 182L216 181L215 182L210 181L211 183H214L216 185L213 186V184H212L213 188H211L212 186L209 187V185L211 184L210 183L208 185V187H209L208 188L206 186V184L204 185L203 181H205L206 179L210 180L209 178L213 179ZM215 178L213 180H216ZM117 179H116V181H117ZM131 179L135 180V182L133 184L130 183ZM144 179L147 180L146 183H144L145 182ZM107 180H109V183H108L109 187H107L105 184L107 182ZM142 180H144V181H142ZM157 181H159V182H157ZM58 188H61L58 195L61 198H63L65 201H67V205H65L64 207H59V209L57 208V210H53L52 209L53 207H48L49 209H51L50 211L47 209H44L42 206L46 203H49L46 201V199H49V197H51V195L49 197L46 196L47 192L48 191L51 192L52 190H57ZM213 200H215L216 202L217 201L222 202V204H224V206L228 210L227 211L225 209V211H227V212L222 213V214H224V216L223 215H222V217H221V215L219 216V220H217L218 222L214 221L215 224L216 223H218V224L216 226H214L213 228L207 227L204 229L199 228V226L198 227L192 226V224L190 223L192 221V217H191L190 213L191 212L193 213L195 210H198V209H200V210L201 209H203V210L212 209L213 205L211 207L210 202H212ZM49 201H51V200H49ZM118 202H120V203H118ZM112 203H113V205H111ZM122 204H121V206H122ZM212 204H214V203H212ZM217 204H218V202H217ZM129 205L127 208H130ZM44 206H46V205H44ZM47 206H48V204H47ZM221 206H223V205H221ZM254 208H255V206H254ZM54 209H56V208H54ZM128 210L132 211V209H128ZM177 211H181L182 215L184 213L189 214L191 219L187 215L183 216V217L184 218L188 217L191 221H189V219H187V218L183 219L182 217H181V219L179 217L178 218L174 217V218H176L174 220H176L177 222L173 221L172 216ZM210 211H212L213 214L216 213L214 211V209L209 210V212ZM235 211H236V213H240L241 217L238 218L240 220L237 219V221H240L242 223H240V222L234 223V222L230 221L231 220L230 216H233V214L236 215ZM253 211H252V213L254 214ZM130 213L132 214V212H130ZM194 213L192 215H194ZM82 216L84 219L83 225L86 224L88 222V220L92 218V220L91 221L89 220V221H90V223H92L91 225H92L93 229H96V231L93 230V232H91V230H89V229H92V227L88 228V227L83 226L84 228L88 229V232L90 235L85 233L83 231L84 228L82 226H80L81 224H79V222L82 221V219H80V218H82ZM128 216H129V214H128ZM174 216H175V214H174ZM225 216L228 218H226ZM106 217H108V216L106 215ZM250 217H251V214H250ZM220 218L221 219L223 218V219L220 221ZM225 218L227 219L228 222H231L232 225L234 224V226L229 225ZM128 219H126V217H125V221ZM179 219H180V221H178ZM250 220L255 221L254 218L250 219ZM208 222L209 221H207V223H205L203 225L201 224V227L202 226L206 227V224L209 226ZM211 223H212V221H211ZM253 223H256V221ZM197 224L198 223L196 222L193 225L197 226ZM235 225L237 226L236 231L234 230ZM126 226L129 227L127 224L123 227L121 226V230H120L116 240L111 244L112 251H118V252L126 251V252H128L130 249L135 248V246L132 248V245L135 243L136 244L139 243L140 245L141 244L142 245L143 244L144 245H153L154 244V237L151 235L149 230H147L145 228L139 229L138 233L137 232H136L137 234L135 233L137 236H135V234H133V236H135V237H132V235H129L130 234L128 232L129 228H127ZM211 226H213V225H211ZM104 228H105V225H104ZM256 228H257L256 230H259L258 229L259 227H256ZM85 231H86V229H85ZM129 231L131 232L130 229H129ZM224 231H226V230H224ZM90 232L92 233V235ZM229 232H230V230L227 233H229ZM258 232H261V231L259 230ZM246 234L250 235L249 236L250 237L249 241L251 240L250 244H248ZM217 235H219L220 239H218L219 237ZM216 236H217V238H215ZM227 236L229 237V239ZM89 238L92 239V243H87ZM230 238H232V239H230ZM216 239H218V241ZM7 243H9V242L7 241ZM248 247H247V249H248ZM217 249L219 250V247ZM58 250H59V248H58ZM221 250H223V249H220L219 252L221 253V255H218L219 257L224 255V254H222ZM77 251H80V250H77ZM83 251H85V250H83ZM246 252H248V250L245 251V253ZM77 254H78V252H77ZM84 256H86V255H84ZM249 262H252V261H249ZM212 263H213V260H212L211 264Z\"/></svg>", "mask_w": 264, "mask_h": 264}, {"label": "snow or ice", "instance_id": "snow-or-ice-1", "mask_svg": "<svg viewBox=\"0 0 264 264\" xmlns=\"http://www.w3.org/2000/svg\"><path fill=\"white\" fill-rule=\"evenodd\" d=\"M261 48L264 49V44L261 45ZM261 55L264 56V51L261 52ZM262 137H264V133L261 134ZM259 228L261 229V232H260V235L261 237H264V217L260 218V223H259ZM253 228H256L257 225L254 223L252 225ZM253 264H255V262H253ZM259 264H264V258H262L260 261H259Z\"/></svg>", "mask_w": 264, "mask_h": 264}]
</instances>
